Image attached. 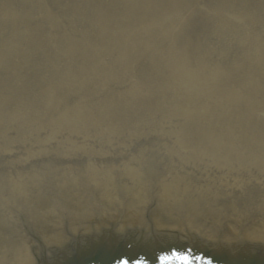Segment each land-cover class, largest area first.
Returning a JSON list of instances; mask_svg holds the SVG:
<instances>
[{
	"label": "rangeland",
	"instance_id": "obj_1",
	"mask_svg": "<svg viewBox=\"0 0 264 264\" xmlns=\"http://www.w3.org/2000/svg\"><path fill=\"white\" fill-rule=\"evenodd\" d=\"M128 1L0 0V53L12 58L0 63V185L2 190L15 185L24 196L18 203L37 193L44 181L54 185L58 179L66 181L61 191L67 194L71 187L89 191L109 187L125 193L138 190L145 197L148 193V200L162 198L157 187L136 186L142 177L135 171L144 165L157 169L149 183L174 182L178 194L173 195L229 198L219 186L203 182L208 175L200 161L208 160L204 151L210 146L205 132L244 130L253 136V156L262 152L257 147L264 146V0H155L165 11L177 9L176 17L169 14L163 19L154 4L150 9L131 8V16ZM12 13L19 16L15 24ZM104 18L109 22L103 23ZM180 23L175 40L162 35ZM136 27L146 31L125 53L127 31ZM145 45L159 48L163 57L148 55L141 48ZM179 47H184L180 54L192 63H202L206 74L228 72L225 83L217 88L208 81L212 92L203 95L183 89L182 94L177 90L146 94L167 83L155 72L162 69L166 77L172 75L181 56L173 59L167 52L173 54ZM131 86L145 89L129 96ZM136 102L147 106L132 107ZM182 158H191L187 168L191 173L170 167L169 161ZM255 160L260 162L258 156L251 158ZM256 166L257 180L255 169L246 171L237 179L236 189L229 190L232 198L264 205L260 171L264 167ZM84 173L103 178L111 174L113 180L91 182ZM127 183L134 188H126ZM131 202L112 195L104 208L99 206L92 214L111 216ZM22 212L20 222L29 221ZM23 226L18 238L26 241L36 260L41 256L40 242L47 245L46 237Z\"/></svg>",
	"mask_w": 264,
	"mask_h": 264
},
{
	"label": "bare ground",
	"instance_id": "obj_2",
	"mask_svg": "<svg viewBox=\"0 0 264 264\" xmlns=\"http://www.w3.org/2000/svg\"><path fill=\"white\" fill-rule=\"evenodd\" d=\"M126 1V0H125ZM152 1V2H151ZM131 0L128 1V12L131 10V8L135 7H141V8H151V6H154V11L158 13V15L161 17V19L166 18L169 14H174V16H177V9L176 7L168 8V11L164 10V5L161 3H157L155 0ZM134 11V10H133ZM136 12V11H135ZM131 16L133 14L129 12ZM12 21L15 24L19 21V16L16 14H11ZM102 18V17H101ZM108 23L109 20L104 18L103 23ZM150 27L149 24H146V28L148 29ZM180 27H182V23L178 24L174 30L171 32H163L162 35L168 36L170 40H175L174 34L179 31ZM128 29V27H127ZM144 29L135 28V30L132 32L130 29L127 31V39L123 43L125 45L124 52H128L131 48L132 41H136V36L138 34L143 33ZM129 37V38H128ZM75 45V44H74ZM72 45V46H74ZM71 47V46H69ZM178 47V46H177ZM185 47V46H184ZM174 50V53L171 54V52H167L170 56L172 55V58H177L181 56V61L178 66H176V70L172 72V75L170 77H166L163 75V72H166L164 70L162 72V69H157L155 73H159L161 79L167 80V83L162 86L155 87L153 90L150 88V92H147L146 94H151L153 91L156 92H162V91H178L179 94H182L180 89H183L189 94H193L195 92L203 94H210L212 92V88L209 84V82H213V85H217V88L221 86V84L225 83L226 76L229 75L228 72H218V71H211L208 72L209 74H206L207 71H205L206 67L200 63L199 65L192 63L191 60H188V58L180 53H182V48ZM143 51H145L144 48H146V53L149 55V52H152V54L155 55L157 58H162L159 53V48L155 50V48L150 46H142L141 47ZM180 54V55H178ZM185 54V53H184ZM186 55V54H185ZM128 56V55H127ZM127 56L124 55V58L127 59ZM10 57V58H9ZM121 58V57H120ZM123 58V55H122ZM122 64H126V61L122 60ZM165 60L168 64L167 55L164 56ZM11 54H4L0 53V63H7L11 61ZM151 62L158 67V63L155 60V56L150 57ZM2 63V64H3ZM203 65V66H202ZM175 67V65H172ZM209 81V82H208ZM174 83V84H173ZM173 84V87H171ZM207 86H210L211 90L207 88ZM145 89V86L142 87H136L133 88L132 86L128 89L129 96H138L141 91ZM176 91V92H177ZM159 94V93H158ZM231 100H234V96L231 97ZM132 107L136 108H144L147 105L132 103ZM160 110V109H159ZM191 112L196 114L194 110L191 109ZM191 112H184L185 114L189 116L192 115ZM182 113V112H181ZM82 124H87V122H82ZM161 129V128H160ZM244 133H241L240 131H233V130H221L220 132L214 131H208L205 132L207 135L205 140L210 139V146L204 151V155H207V152L209 153L208 160H203L200 162H205L202 169L207 173L208 177H204L203 181L204 183L209 182V187L212 186H219L221 189V192L228 193L230 195L231 199H235L232 197H235L232 192L229 190H233V188L236 189V186L238 185L237 179L243 178V174H245L246 171L254 170V180H257V166L254 168V164H259L261 167H264V146L263 148L257 147V151H262L261 153H255L253 156V153L255 152L254 147L250 146L253 142V136H249L248 132L244 131ZM238 133V134H237ZM239 135V136H238ZM249 138L250 141H246V139ZM257 141V139H255ZM237 142L241 143L242 145L238 148H234L233 145H235ZM233 144V145H232ZM227 145H230L227 147ZM248 148V149H247ZM251 149L254 151L252 152ZM172 152L171 150H169ZM203 155V156H204ZM259 158L260 162L251 161V158ZM191 158H182V161H169L170 167L174 171H180V169H187L192 161H190ZM126 164V163H125ZM132 170V166H130ZM138 170L135 171V175H140L138 178H140V181L136 183V186H144V187H150L155 188L157 187V196L161 197H168V196H174L173 194L177 193V189L174 186V182L171 181V183H159L156 185V183H149L148 180H154L157 176V169H153L152 166L144 165L137 167ZM90 171V170H88ZM262 173L264 170H260ZM259 171V173H261ZM160 172V171H159ZM188 173H191V169H187ZM96 174L92 173H84L83 178H87V180L91 182H98L99 180H105V181H112L113 177L110 175H106L103 177H95ZM134 177V176H126ZM263 177V176H261ZM50 179L49 176H40V179L45 180ZM163 179V178H162ZM264 180V177H263ZM71 182V181H70ZM167 182V181H166ZM48 181H44L41 189L38 190L37 193H33L30 195V197H27L25 199V202L23 205L18 203L21 198H24L21 192L17 190V187L12 185V187H6L4 190H2V186L0 185V264H34L36 260L31 256L32 253H28V245L26 244V241L19 239L18 237L21 235L20 232H23V224L25 226H28V228L34 229V232H38L42 235H44L45 243L47 245H43V247L46 250V254L61 245L63 242H65L67 239V234H69L70 237L74 236L78 232L90 227L86 225H94L104 219L109 217L110 214L97 213L92 214V212H95V209L104 208L105 202H109L112 195L115 196L118 200L123 199H131V203H129V207L134 206L136 204H139L143 202V199L148 200V193L146 194V197L141 193L138 192V190H135L134 192L126 191L123 187L122 190H112L109 187H105L103 189L99 188H91V191H89L88 188H82L79 187L74 189L73 187L70 188L71 193L67 194L64 191H61V189L64 187L66 181H62L61 179H58L55 181L54 185L47 184ZM72 183V182H71ZM70 183V184H71ZM96 184L95 186L103 187L106 186L105 184ZM167 184L169 185L167 187ZM92 185V184H90ZM22 187V185H19ZM60 186V187H59ZM258 186V185H257ZM128 189H133L134 186L132 184H128L125 186ZM223 189V191H222ZM227 189V190H226ZM73 190V191H71ZM229 191V192H228ZM133 192V193H132ZM178 194V193H177ZM257 196V193L255 194ZM135 197V198H134ZM229 197V198H230ZM257 198V197H256ZM255 200V197H254ZM7 201V202H4ZM125 207L128 205L126 203ZM258 204H261V202H258ZM264 204V199H263ZM109 205V204H108ZM78 206V207H76ZM76 207V208H75ZM124 207V208H125ZM89 208V210H88ZM79 213H77L78 211ZM19 210H22L23 215L27 216L30 220H22V223L20 222L19 217ZM84 212L89 214H84ZM91 213V214H90ZM91 218L92 223L89 222V219ZM86 220V221H84ZM73 227V228H72ZM65 229V233H63ZM48 230V231H47ZM28 241V240H27Z\"/></svg>",
	"mask_w": 264,
	"mask_h": 264
},
{
	"label": "water",
	"instance_id": "obj_3",
	"mask_svg": "<svg viewBox=\"0 0 264 264\" xmlns=\"http://www.w3.org/2000/svg\"><path fill=\"white\" fill-rule=\"evenodd\" d=\"M109 224L116 228H130L122 233L119 232L121 233L119 235L142 234L138 231H130L133 230L132 228L143 229L146 233L151 231L153 234L159 230H166L203 236L206 241L210 242L208 243L210 246L213 244L216 247L218 245L230 247L234 244L230 242L231 240L242 242L245 239L251 240L250 243L264 246V205L219 196L174 195L146 200L121 210L77 234L80 237L88 230L93 228L100 230ZM77 234L47 253L45 259L48 263L52 264L57 260L56 258L70 254L73 247L71 244H75L79 239V237L76 238ZM98 234H100L99 231L91 237L86 235L82 240L84 242L88 238L97 237ZM156 236L158 235L149 236L147 233L141 237L147 240ZM70 241L72 242L69 244ZM101 242L97 249L80 257H70L65 264H123L122 259L126 260L127 264H141V262L142 264H161V261H166L161 258H168L175 249L170 243L159 245L156 248L147 245V249L134 245L128 247L122 243L118 247L110 248L106 243ZM263 254L264 250H260L259 255ZM259 255L256 253L249 258H244L245 260L226 257L214 259L217 260L216 262L221 261L225 264H264V258L257 257ZM227 256H230L229 253ZM198 263L201 264L200 261ZM170 264L197 263H191L188 259L185 261L176 258Z\"/></svg>",
	"mask_w": 264,
	"mask_h": 264
},
{
	"label": "snow or ice",
	"instance_id": "obj_4",
	"mask_svg": "<svg viewBox=\"0 0 264 264\" xmlns=\"http://www.w3.org/2000/svg\"><path fill=\"white\" fill-rule=\"evenodd\" d=\"M180 259H183V260H185V261H187V257H179ZM162 260H165V259H167L166 257H162L161 258ZM123 264H127V262L125 261V262H123ZM141 264H142V262H141ZM205 264H211V262H205Z\"/></svg>",
	"mask_w": 264,
	"mask_h": 264
}]
</instances>
